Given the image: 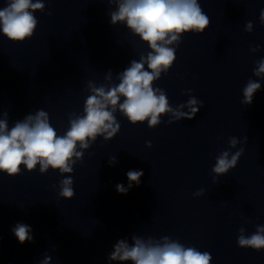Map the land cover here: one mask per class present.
<instances>
[{
	"label": "clouds",
	"instance_id": "obj_1",
	"mask_svg": "<svg viewBox=\"0 0 264 264\" xmlns=\"http://www.w3.org/2000/svg\"><path fill=\"white\" fill-rule=\"evenodd\" d=\"M115 5L111 11V24H124L135 36L148 45L150 51L132 60L129 66L117 75L118 83H111L112 73L105 77L107 86H96L89 82L90 95L85 100L83 115L69 118V128L64 135H58L52 126L49 114L38 110L17 121L11 128L7 113H0V173L13 177L20 174L23 165L29 172L39 165L41 174L51 168L62 175L73 172V166L83 159L84 151L89 149L97 137L105 141L113 139L120 130L115 113L119 110L132 124L147 121L149 128L161 123V116L170 115L172 121L192 120L203 105L202 101L190 97L186 104L173 108L167 95L153 84L167 73L176 59V48L185 33H203L209 26V17L203 12L198 0H107ZM43 0H8L0 9V32L12 42H23L33 36L38 20L35 12H43ZM51 15V13H48ZM260 21L264 23V10L260 12ZM252 22L246 24V31L251 32ZM259 51V46L250 49ZM145 65L147 68H145ZM256 77H264V59L257 61L254 69ZM261 89V84L248 80L243 88L244 105H251L254 94ZM189 93L191 90H188ZM121 98H123L121 102ZM187 108L188 111H183ZM238 140L229 138L231 148H236ZM151 147V142L147 143ZM244 149L234 154L223 151L217 158L212 172L217 176L226 175L236 167ZM110 164L116 163V157L109 158ZM128 187L116 185L117 192L126 194L135 185H139L143 171L127 172ZM215 182V181H214ZM203 195V189L194 193ZM59 196L72 199L75 196L71 176L60 181ZM15 237L23 244L31 242L32 229L18 223L12 229ZM238 246L264 249V226H257L256 231L245 236V229H239ZM132 243L121 239L115 245L108 259L131 264H211L212 256L195 247H185L167 236L160 240L149 237L144 239L133 235ZM51 256L45 255L41 264H50Z\"/></svg>",
	"mask_w": 264,
	"mask_h": 264
}]
</instances>
